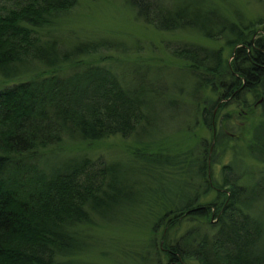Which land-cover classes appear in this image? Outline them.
Instances as JSON below:
<instances>
[{
  "label": "trees",
  "instance_id": "obj_1",
  "mask_svg": "<svg viewBox=\"0 0 264 264\" xmlns=\"http://www.w3.org/2000/svg\"><path fill=\"white\" fill-rule=\"evenodd\" d=\"M123 2L155 30L223 40L220 47L184 40L164 43L182 62L190 88L181 94L211 132L210 141H200V150L194 147L177 160L141 154L130 158L154 168L171 166L188 177L182 187L191 192L179 187L164 198V211L152 231L193 216H216L211 234L192 227L173 244L160 237L164 264L187 259L264 264V217L255 209L264 194V173L252 188L239 184L243 172L227 164L221 183H215L218 203L199 202L212 190V151L237 140L231 115L253 118L257 103L264 108V20L243 24L242 14L233 19L205 0ZM75 4L0 0V264H70L82 249L80 226L103 223L126 199H134L121 161L82 155L48 162L47 150L63 140L154 139L144 127L151 124L154 97L162 93L155 75L134 63L117 69L112 55L104 53L122 51L119 42L98 38L62 45L51 36L60 15ZM164 95L171 97L170 89ZM253 135L249 155L264 163V135L256 130Z\"/></svg>",
  "mask_w": 264,
  "mask_h": 264
},
{
  "label": "rangeland",
  "instance_id": "obj_2",
  "mask_svg": "<svg viewBox=\"0 0 264 264\" xmlns=\"http://www.w3.org/2000/svg\"><path fill=\"white\" fill-rule=\"evenodd\" d=\"M205 2H208L206 5L219 7L233 19L235 16L239 17L238 13L242 14L243 24L264 20V0ZM52 31L51 36L62 45L98 38L121 43L123 52L111 51L104 55H112L118 65L117 69L133 63L138 64L145 74L147 72V75H155L157 88L162 92L154 97L153 110L149 113L151 124L144 127L148 137L154 139L140 142L133 136H112L89 142L63 140L46 151L44 160L48 162L82 155L91 158L101 156L107 161H121L120 167L126 184L133 188L134 199H126L122 206L105 217V222L80 226L82 249L71 257L70 264H164L166 259L159 250L160 237L165 238L166 241H162L164 244H173L192 227H195L192 228L193 231L199 228L211 234L214 231L213 225L216 224V216H193L192 219L180 220L175 225L162 224L155 232L152 231V226L164 211V206L161 208L160 205L164 204V198L170 193L174 196L179 187L185 193L191 192L182 187L188 177L179 175L181 172L178 173L179 170H173L171 166L154 168L144 161L138 162L130 158L141 154L142 157L156 155L163 159L175 157L177 160L189 150H200L201 146H197L200 141H210L211 132L200 124L199 116L194 114L190 103L181 94L183 90L187 92L190 88L184 72L181 71L182 62L169 54L164 43L184 40L203 46L220 47L223 46V40L204 39L187 32L155 30L137 20L123 0H76L71 9L60 15ZM225 52L228 55V49ZM122 74L124 78H129ZM164 89H170L172 96H165ZM172 97L175 98L174 103L168 101ZM228 109L232 110L229 106L226 110ZM263 113L264 108L257 103L253 118L231 115L230 129L237 135V140L224 142L220 148L216 147L212 151L209 159L212 190L199 199L200 204L214 200L218 203L215 183H221L226 172L223 167L227 164L233 163L243 172L239 180L241 185L247 184L254 188L261 180L259 178L263 176L264 163L252 159L249 154L251 138L256 136L253 135V130L264 135ZM262 196L257 200L255 209L264 217V194ZM184 264L198 263L194 259H187Z\"/></svg>",
  "mask_w": 264,
  "mask_h": 264
}]
</instances>
